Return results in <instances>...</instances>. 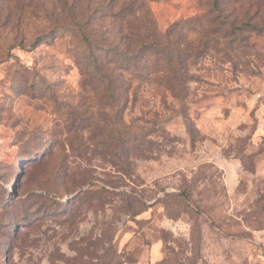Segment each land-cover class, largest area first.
Segmentation results:
<instances>
[{
  "label": "rangeland",
  "instance_id": "374dc122",
  "mask_svg": "<svg viewBox=\"0 0 264 264\" xmlns=\"http://www.w3.org/2000/svg\"><path fill=\"white\" fill-rule=\"evenodd\" d=\"M0 264H264V0H0Z\"/></svg>",
  "mask_w": 264,
  "mask_h": 264
},
{
  "label": "trees",
  "instance_id": "16d2710c",
  "mask_svg": "<svg viewBox=\"0 0 264 264\" xmlns=\"http://www.w3.org/2000/svg\"><path fill=\"white\" fill-rule=\"evenodd\" d=\"M87 57L89 59L90 64L93 66V68H96L98 70V73H100V68H99L98 60H97L98 58L92 56L90 53L87 55ZM107 80H108L107 81V91L111 92L112 87L109 85L110 78L108 77Z\"/></svg>",
  "mask_w": 264,
  "mask_h": 264
}]
</instances>
